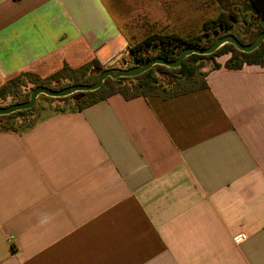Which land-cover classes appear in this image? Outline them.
I'll use <instances>...</instances> for the list:
<instances>
[{
    "label": "crops",
    "instance_id": "crops-1",
    "mask_svg": "<svg viewBox=\"0 0 264 264\" xmlns=\"http://www.w3.org/2000/svg\"><path fill=\"white\" fill-rule=\"evenodd\" d=\"M242 2L0 0V86L110 65ZM228 57L203 68V88L48 103L0 131V264H264V62Z\"/></svg>",
    "mask_w": 264,
    "mask_h": 264
},
{
    "label": "trees",
    "instance_id": "trees-1",
    "mask_svg": "<svg viewBox=\"0 0 264 264\" xmlns=\"http://www.w3.org/2000/svg\"><path fill=\"white\" fill-rule=\"evenodd\" d=\"M242 1V4L222 5L223 8L218 12L216 19L202 22L199 34L185 36L163 34L146 37L128 50L130 62L128 67L142 64L155 57L175 59L185 47H207L217 37L225 34H233L241 43L250 44L260 33L264 32V0ZM244 11L249 14L246 15ZM237 24L245 29L242 36H239L235 30ZM225 54H229L224 61V66L228 68H240L245 63L262 64L264 62V40L250 52H243L233 44L225 43L210 54L192 53L186 56L179 67L155 64L135 76L115 79L107 77L99 88L92 91H78L64 97L39 94L36 101L43 99L49 103L54 102V110L71 108L80 110L114 93H119L126 99L138 95H158L167 98L205 87L206 83L203 80L205 72L201 71L203 60ZM217 66L218 63L212 60L211 67ZM108 67L92 59L77 68L64 64L44 78L32 72H20L0 86V106L26 101L32 89L38 85L60 89L72 84L93 83ZM163 74L172 76L173 79L163 83L159 77ZM6 98H10L8 103H5ZM36 101L30 108L0 115V131H22L34 124L39 116Z\"/></svg>",
    "mask_w": 264,
    "mask_h": 264
},
{
    "label": "water",
    "instance_id": "water-1",
    "mask_svg": "<svg viewBox=\"0 0 264 264\" xmlns=\"http://www.w3.org/2000/svg\"><path fill=\"white\" fill-rule=\"evenodd\" d=\"M264 40V32L260 33L250 44L241 43L238 38L233 34H225L217 37L209 46L207 47H185L175 59L168 60L162 57L152 58L142 64H137L135 66L127 68H115L108 67L104 69L97 80L90 84H72L60 89H51L44 85H38L32 89L29 94V98L26 101L18 102L15 104L0 106V115L9 114L17 110L27 109L34 105L36 98L39 94H44L49 97H64L78 91H92L101 86L103 81L107 78H118V77H129L140 74L155 64H162L167 67H179L186 56L197 53V54H210L217 48L225 43L233 44L237 49L243 52H250L257 48L260 43Z\"/></svg>",
    "mask_w": 264,
    "mask_h": 264
},
{
    "label": "rangeland",
    "instance_id": "rangeland-1",
    "mask_svg": "<svg viewBox=\"0 0 264 264\" xmlns=\"http://www.w3.org/2000/svg\"><path fill=\"white\" fill-rule=\"evenodd\" d=\"M249 13H247L246 15H248ZM250 17V16H249ZM235 30H236V32L239 34V36H242V34L244 33V28H241L240 27V24H237L236 26H235ZM128 55H129V52H128V50H124L123 51V53L114 61V62H112V64H110V65H105L106 67H108V66H111V67H115V68H127L129 65H130V62H129V59H128ZM217 56H215V57H213V58H207V59H204L203 60V66L201 67V71H203V68L205 67V66H207V65H212V60H214L215 61V58H216ZM131 67V66H130ZM160 77V79H161V81L163 82V83H167V82H170L172 79H173V77L172 76H169V75H167V74H163V75H160L159 76ZM9 100H10V98H6L5 99V103H8L9 102ZM48 103L49 102H46L45 100H43V99H39V100H37L36 101V108L38 109V108H40V107H47L48 108ZM53 103V102H52ZM51 103V104H52Z\"/></svg>",
    "mask_w": 264,
    "mask_h": 264
},
{
    "label": "built area",
    "instance_id": "built-area-1",
    "mask_svg": "<svg viewBox=\"0 0 264 264\" xmlns=\"http://www.w3.org/2000/svg\"><path fill=\"white\" fill-rule=\"evenodd\" d=\"M246 237L245 233H239L237 235L234 236L235 241H240L243 240Z\"/></svg>",
    "mask_w": 264,
    "mask_h": 264
}]
</instances>
